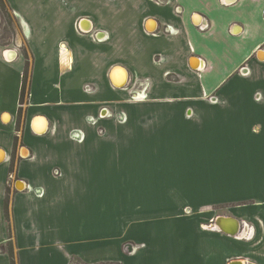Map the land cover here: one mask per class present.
I'll return each instance as SVG.
<instances>
[{
	"label": "crops",
	"instance_id": "1",
	"mask_svg": "<svg viewBox=\"0 0 264 264\" xmlns=\"http://www.w3.org/2000/svg\"><path fill=\"white\" fill-rule=\"evenodd\" d=\"M4 2L0 247L8 188L17 264H264V0Z\"/></svg>",
	"mask_w": 264,
	"mask_h": 264
},
{
	"label": "built area",
	"instance_id": "2",
	"mask_svg": "<svg viewBox=\"0 0 264 264\" xmlns=\"http://www.w3.org/2000/svg\"><path fill=\"white\" fill-rule=\"evenodd\" d=\"M177 10H178V8H177ZM195 18H197V17L194 16L193 21H195ZM195 24H196V27L198 28V30H200V31H206L208 29V25L204 22H199V23L195 22ZM164 30H166L168 32H170V31L174 32L175 31L170 26H166ZM97 39H100V38H97ZM6 52L7 51H5V57L7 59L11 60L12 56L14 55L13 51H9V53L8 52L6 53ZM241 70H245V67H242ZM245 74H247V71H245ZM134 84H135V89L133 90L134 91V97L145 98L147 96L146 89L148 87V81H146L145 79L144 80H137V81H135ZM86 91L91 92V88L87 87ZM257 99H260V98L257 97ZM114 115L115 114L112 111H110L107 107H103L100 110L97 117L88 118V119H89V121L97 122V121L102 120V119L113 117ZM98 133L103 134V129L99 128ZM54 175L58 176L60 174L58 173L57 170H55ZM212 224H213V222H212ZM239 224H240V230H239L238 234L235 236H231V237L236 238V239L251 240L253 238V225L251 223L243 221V220H241V221L239 220ZM207 226L212 228V229H216V230L218 229L214 226V224H213V226H211V223H207V225H204L203 227H207ZM242 232H244L243 235H241ZM132 248L130 251L133 252L135 247H132Z\"/></svg>",
	"mask_w": 264,
	"mask_h": 264
},
{
	"label": "trees",
	"instance_id": "3",
	"mask_svg": "<svg viewBox=\"0 0 264 264\" xmlns=\"http://www.w3.org/2000/svg\"><path fill=\"white\" fill-rule=\"evenodd\" d=\"M0 12L4 13L5 12V2L4 0H0ZM26 56V54H25ZM27 58V56H26ZM28 61L26 60L25 63V68L23 71V79H22V86H21V92H20V103L24 102L25 99V95H26V88H27V80H28ZM9 189L7 188L6 190V196L4 198V216H5V220H6V231H7V236H8V241L5 245L6 250L5 252L7 253L9 260H10V264H17L16 263V259H15V252L13 250V244H12V227H11V223H10V215H9V209H8V204H9ZM3 246L0 247L1 250ZM4 251V250H3ZM76 260L79 261V259L74 258ZM81 264H88V263H84L79 261ZM96 264H121L118 262H99Z\"/></svg>",
	"mask_w": 264,
	"mask_h": 264
},
{
	"label": "bare ground",
	"instance_id": "4",
	"mask_svg": "<svg viewBox=\"0 0 264 264\" xmlns=\"http://www.w3.org/2000/svg\"><path fill=\"white\" fill-rule=\"evenodd\" d=\"M122 72L123 71L118 70L115 74L112 75L113 76L112 77V80L113 81L115 80L114 83L116 84V86H120V85H122L124 83V80L125 79H124V76H123ZM3 118L7 122V120L9 119V116L8 115H5ZM35 122H36V124H35ZM33 130H34L35 133H43V132L46 131V122L43 119V117L42 118L39 117V118H37V119L34 120V122H33ZM231 224H232V226L230 227ZM233 224H235V223L234 222H231L229 224V228H226L221 223L220 228H222L224 230H228V231H233V229H234Z\"/></svg>",
	"mask_w": 264,
	"mask_h": 264
},
{
	"label": "water",
	"instance_id": "5",
	"mask_svg": "<svg viewBox=\"0 0 264 264\" xmlns=\"http://www.w3.org/2000/svg\"><path fill=\"white\" fill-rule=\"evenodd\" d=\"M118 70L123 71L122 74H123L125 80H124V83H123L122 85H124V84L126 83V81H127V75H126V73H125L124 70H122V69H118V68L113 69V70L111 71V73H110V74H111V77H113L112 75L115 74ZM113 82H114V81H113ZM114 84H115V83H114ZM115 85H116V84H115ZM37 118H38V117H37ZM40 118H42V117H40ZM223 221H228L229 223L234 222L235 224H233V226H234L233 231H228V230H224V229L220 228V225H221V223H222ZM213 224L215 225L216 228L220 229V231H223L224 233H226V234L229 235V236H235V235H237L238 232H239V230H240L239 220H237V219H235V218H232V217H230V218H228V217H227V218H226V217H217V218L214 220ZM231 226H232V224L230 225V227H231Z\"/></svg>",
	"mask_w": 264,
	"mask_h": 264
},
{
	"label": "rangeland",
	"instance_id": "6",
	"mask_svg": "<svg viewBox=\"0 0 264 264\" xmlns=\"http://www.w3.org/2000/svg\"><path fill=\"white\" fill-rule=\"evenodd\" d=\"M0 14H1V12H0ZM35 124H36V122H35ZM136 181L137 182H140L141 181V179L140 178H138V179H136ZM152 225H154V224H152ZM4 250H6V247H4ZM124 250H126V248H124ZM136 251V250H135ZM134 251V252H135ZM181 259H183V257H181ZM80 261V260H79ZM78 260H76V259H74V258H71L70 259V264H81L80 262H79ZM82 262V261H81ZM167 262V261H166ZM83 264V263H82ZM179 264H186L183 260L181 261V263H179Z\"/></svg>",
	"mask_w": 264,
	"mask_h": 264
},
{
	"label": "flooded vegetation",
	"instance_id": "7",
	"mask_svg": "<svg viewBox=\"0 0 264 264\" xmlns=\"http://www.w3.org/2000/svg\"><path fill=\"white\" fill-rule=\"evenodd\" d=\"M178 8V7H177ZM196 20L198 21V19L196 18ZM209 26V25H208ZM166 27V26H165ZM165 27H164V29H165Z\"/></svg>",
	"mask_w": 264,
	"mask_h": 264
}]
</instances>
